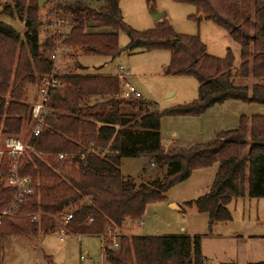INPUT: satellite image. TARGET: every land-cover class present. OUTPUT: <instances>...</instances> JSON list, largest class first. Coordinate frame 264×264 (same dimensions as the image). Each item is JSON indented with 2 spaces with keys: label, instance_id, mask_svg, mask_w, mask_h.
Segmentation results:
<instances>
[{
  "label": "trees",
  "instance_id": "obj_1",
  "mask_svg": "<svg viewBox=\"0 0 264 264\" xmlns=\"http://www.w3.org/2000/svg\"><path fill=\"white\" fill-rule=\"evenodd\" d=\"M25 1L12 0V8L6 6L3 11L20 12ZM101 1L95 8L79 3L64 7L72 20L63 43L76 47L82 55L112 58L119 52L117 33L123 31L128 37L124 47L127 51L169 50L170 64L165 71L193 76L197 98L165 114L198 115L229 99L264 105V0H173L195 5L226 32L239 46L237 67L232 65L229 51L224 58L212 57L197 37L175 34L164 20L154 29L133 31L122 21L118 0ZM41 24L35 10L26 13L22 36L26 50L22 52L17 47L21 43L19 34L0 22V136L16 134L21 120H29L24 88L51 69L45 57L53 34L38 43ZM41 47H47L46 52H41ZM248 78L252 80L249 86L237 83ZM59 80L60 86L50 92L42 129L37 138H31L33 152L21 160L18 171L21 176H29L34 187L18 212L43 214L38 221L42 235L53 233L55 222L51 217L69 212L72 219L66 228L73 236L100 238L108 231L114 235L116 248L100 245L106 264H205L198 237L127 236L121 234V229L126 223L139 224L145 206L162 200V194L191 171L214 163L216 170L208 190L186 203L192 204L197 213L207 215L209 230L216 223L230 221L227 204L231 199L244 193L250 198H264V116L241 118L235 129L215 133L208 143L164 151L158 133L161 114L148 112L150 103L106 99L85 110L77 105L86 96L117 93L115 76L68 73ZM119 103L140 111L134 126L129 123L135 116L121 114ZM59 153L66 154V158L58 159ZM124 156H146L151 165L164 167L165 172L161 178L134 186L120 175L119 160ZM6 172L3 155L0 176ZM12 195L13 190L0 183V205ZM69 204L74 207L67 210ZM38 223L29 219L17 225L3 219L0 241L6 235L35 234ZM1 257L0 244V264ZM46 261L50 264L48 257Z\"/></svg>",
  "mask_w": 264,
  "mask_h": 264
},
{
  "label": "rangeland",
  "instance_id": "obj_2",
  "mask_svg": "<svg viewBox=\"0 0 264 264\" xmlns=\"http://www.w3.org/2000/svg\"><path fill=\"white\" fill-rule=\"evenodd\" d=\"M35 2L37 0H26L20 12L12 9V13L9 14L4 12L3 8L6 6L12 8V0H0V22L19 34L21 43L17 47L18 49L20 47L22 52L26 50L22 36L25 30L24 18L29 10H35L37 18L42 22L38 29L39 43L44 37L54 32L53 28L47 25L46 18L55 2L57 9L61 11L58 18L63 21L55 26L57 34H67L70 31L72 15L68 9H65L66 6L79 3L95 8L102 4L101 0H45L41 8H35ZM149 4L157 10L165 11V16L152 20L148 12ZM118 7L122 21L133 31L143 32L154 29L161 20H164L175 34L197 37L208 55L221 59L229 51L233 67H237L239 63V46L193 4L173 0H152L151 3L146 0H118ZM199 15L200 19L197 18ZM54 41L52 36L48 51ZM127 42L128 37L125 32L118 31L119 52L114 57L82 55L75 47L58 55L50 66L60 76L68 73L114 76L117 66H123L127 71V81L139 92L140 100L152 105V108L147 109L148 112L153 110L161 114L158 133L160 146L164 151L183 148L188 144L208 143L215 133L235 129L241 118L264 116V105L249 100L234 99L213 104L198 115L165 114L167 110L192 103L197 98L196 80L193 76L171 74L165 71L170 64L169 50L127 51L124 48ZM40 49L41 52L44 50L46 52L47 47ZM32 72H37L33 65ZM251 82L249 78L237 81L239 84L245 83L248 86ZM36 83L35 80L33 83L26 84L24 88V102L27 106L31 100L35 99ZM106 99H108L106 94H96V96L94 94L84 97L77 105L85 110ZM118 111L121 114L135 116L129 123L131 126H134L133 122L137 120V114H140L137 108L127 103H119ZM55 112L62 113L59 110ZM30 128V122L25 117L20 122L18 132L9 135L30 144ZM30 152H33L31 146L26 150L24 158H27ZM150 161L151 159L146 156L121 157L120 175L127 178L134 186L161 178L165 168L158 167L157 164L151 165ZM215 170L214 163L191 171L187 178L170 186L162 194V200L148 203L140 223H126L121 229V234L140 237H198L205 264L264 262V198H250L244 193L243 196L231 199L227 204L230 221L216 223L210 230L207 215L197 213L192 204H186L208 190ZM1 178L2 176H0V183H2ZM171 204L176 207H172ZM72 207L74 206L69 204L66 208L70 210ZM6 219L8 223L24 225L31 219V214L17 213L14 217ZM35 228V234L6 235L1 238V264H48L46 257L50 264H106L101 253L102 242L99 237L67 236L59 241L55 229L53 233L42 235L39 231V223ZM105 233L102 234L103 241L108 248H111L112 238ZM235 236L242 237V240Z\"/></svg>",
  "mask_w": 264,
  "mask_h": 264
},
{
  "label": "built area",
  "instance_id": "obj_3",
  "mask_svg": "<svg viewBox=\"0 0 264 264\" xmlns=\"http://www.w3.org/2000/svg\"><path fill=\"white\" fill-rule=\"evenodd\" d=\"M60 13L61 11L57 9V4L55 2L49 9L46 18L47 25L54 30V32H52L53 40L55 39L56 41V44L55 41L54 44L52 43L53 46L46 55V58L51 64L56 60L58 55L71 50V46H67L63 43L65 34H57L55 29V26L63 22L61 18H58ZM59 76L60 75L56 71L50 69V71L43 74L36 83L35 99L33 101L31 100L29 104L28 118L31 127L29 139L37 138L42 129L43 119L48 112L47 102L50 92L60 86ZM114 76L118 81V92L112 95H106L108 99L123 101L140 100L141 96L139 92L127 81V71L124 70L123 66H117ZM29 147L28 143L23 142L17 137L10 135L0 136V157L4 155L7 160V172L2 176L1 182L4 187L13 190L11 199L5 205H0V223L3 219L14 217L19 213L20 204L25 200L27 195L32 194L34 191L31 178L29 176H21L18 173L21 160L24 158V154ZM66 156V154H57L58 159H64ZM40 216L41 213L32 214L31 221L38 223ZM51 218L55 222L54 229L55 233L59 236V241H62L63 237L73 236L66 228L67 224L72 219L71 213L66 212L58 217ZM107 235L112 238L110 242L111 248H116L117 240L114 238V235L110 231L107 232ZM103 238V236L100 237L102 243H104Z\"/></svg>",
  "mask_w": 264,
  "mask_h": 264
},
{
  "label": "water",
  "instance_id": "obj_4",
  "mask_svg": "<svg viewBox=\"0 0 264 264\" xmlns=\"http://www.w3.org/2000/svg\"><path fill=\"white\" fill-rule=\"evenodd\" d=\"M44 3V0H37V7L41 8L42 4ZM148 12L152 18V20H158L165 16V11L163 10H157L152 4L148 6ZM200 15L197 17L200 19ZM46 58V57H45ZM69 65H71V62H69ZM172 207H176L174 204H171Z\"/></svg>",
  "mask_w": 264,
  "mask_h": 264
},
{
  "label": "crops",
  "instance_id": "obj_5",
  "mask_svg": "<svg viewBox=\"0 0 264 264\" xmlns=\"http://www.w3.org/2000/svg\"><path fill=\"white\" fill-rule=\"evenodd\" d=\"M236 238H240V240H242V237L240 236H235ZM253 263H259V262H250V263H247V264H253Z\"/></svg>",
  "mask_w": 264,
  "mask_h": 264
}]
</instances>
